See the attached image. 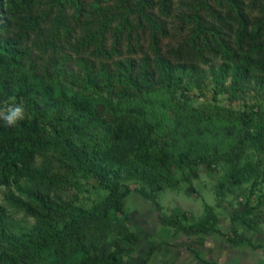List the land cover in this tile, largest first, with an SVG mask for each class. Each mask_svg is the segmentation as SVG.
Wrapping results in <instances>:
<instances>
[{"label":"trees","instance_id":"trees-1","mask_svg":"<svg viewBox=\"0 0 264 264\" xmlns=\"http://www.w3.org/2000/svg\"><path fill=\"white\" fill-rule=\"evenodd\" d=\"M80 1H71L78 9L68 16L63 0H0V107L14 97L25 110V118L15 126L0 120V184L7 188L12 207L36 219L33 227L25 224L0 202V264H121L140 243L136 231H124L118 242L109 241L111 226L106 218L112 212L125 214L126 197L132 192L124 179L135 178L158 190L172 189L178 184L175 163L180 168H195L225 161L231 171L216 187L220 203L256 173L247 149H255L257 167L264 159V0H213L225 13L211 0L192 5L187 19L196 26L188 43L192 56L197 55L208 69L196 60L173 61L160 52L157 44L165 27L153 9L159 4L168 15L172 0L124 3L123 11L116 10L121 24L114 28L110 50L106 31L114 17L87 20L85 37L74 46L77 52L92 46L93 54L109 60L120 53L125 33L129 40L136 29L148 28L154 58L145 56L140 64L120 59L110 65L104 60L96 64L84 54L73 57L62 52V37L70 39L74 25L82 19ZM43 2L45 8L40 6ZM246 4L263 15L251 19ZM202 6L209 9L212 19H207ZM101 13L102 9L95 15ZM133 13L138 14L136 24ZM32 35V42L26 43ZM34 48L47 55L44 62H39L42 56L33 55ZM211 57L217 62L211 63ZM193 86L204 95L203 90L211 88V101L226 94L236 99L248 90L257 96L255 103L238 112L237 143L225 155L193 157L182 151L173 157L169 151V138L180 137L189 125L198 131L209 120L205 111L199 115L186 111L191 105L185 90ZM157 89L170 97L159 106L166 112L172 110L174 124L168 139L162 134V116L151 121L144 105ZM37 155L44 162L37 164ZM79 176L87 182L94 179L107 192L92 210L64 199L59 192L68 183L76 185ZM261 177L260 170L254 183L261 182ZM247 210H237L233 220L261 232L257 221L247 218ZM175 223H179L177 216L172 220ZM97 225H103L99 241L91 233ZM191 228L212 229L207 220ZM41 252L47 259L38 255Z\"/></svg>","mask_w":264,"mask_h":264},{"label":"rangeland","instance_id":"rangeland-1","mask_svg":"<svg viewBox=\"0 0 264 264\" xmlns=\"http://www.w3.org/2000/svg\"><path fill=\"white\" fill-rule=\"evenodd\" d=\"M71 1L63 0V3L68 8V16L74 12L75 8L78 9V5L75 6V2ZM136 1L81 0L79 4L82 8V19L74 25L75 30L70 39L62 37L61 44L64 49L62 52L71 53L73 57L84 54L96 64L104 60L109 62L110 65L120 59L124 61L133 59L140 64L145 56L154 58L156 54L152 46L151 29L148 28L136 29L133 32V38L129 40L125 33L124 37L121 38L120 53L112 55L109 60L103 55L93 54L92 46L78 52L74 47L85 37L87 32L85 22L87 20L98 18L102 20L106 17H114L112 25L106 31V45L110 50L115 42L114 28L121 24V19L117 17L120 11L116 10L119 8L123 11L124 3ZM198 2L199 0H172V9L168 15L161 11L159 4L153 9V12L160 16L165 27V33L159 35L160 40L157 45L160 52L171 57L173 61L196 60L199 64H202V68L208 69L205 63L199 61L197 55L194 54L192 56V46L188 43L196 25L193 20L187 18L191 10H193L192 5L199 4ZM210 3L218 10L224 11L213 0ZM46 4L43 2L40 6L45 8ZM101 9L103 13L99 16L95 15ZM246 9L251 19H256L263 15L259 9L252 8L247 4ZM201 11L208 20L212 19V13L207 7L202 6ZM137 16V13L131 15L133 24L137 23ZM32 39L33 35L30 40H25V42H32ZM130 44L134 45L135 49H131ZM33 55L36 58L42 56L40 59L43 61H39L40 63L44 62L47 57L38 48H34ZM207 55L209 56L210 54ZM208 56L206 58H209ZM212 58L210 62L216 63L217 60ZM74 68L75 65H73ZM203 91L206 95L202 94V91L194 86L185 90L191 105L187 107L186 111L196 115L205 111L209 120L199 127L198 131H192L195 127L194 125H189L188 129L181 132L182 135L178 138L175 136L169 138L167 133L174 124L170 115L172 110L170 109L166 112L159 108L162 102L170 101L169 95L164 90L157 89L149 97L151 102H145L144 104L151 121L162 116V134L164 139L169 138L168 141L171 143L169 151L173 154V157L182 151H189L190 156L193 157H200L210 153L222 156L230 152L232 146L237 143L236 136H238L237 128L239 127L236 128V126L240 120L238 112L246 105L255 103L257 99L253 91L248 90L245 94H238L236 99H230L228 94H226L220 95L217 101H211L213 95L211 88ZM215 102L219 105H216ZM150 103H153L157 110H153L150 107ZM209 105L211 106V111L207 108ZM152 110L156 115H154ZM233 110L235 111L232 112ZM261 123V129L264 132V117L261 119ZM191 124H195V122ZM246 153L252 156V163L256 167V173L251 175V178H248L245 183L238 185L233 194L228 193L220 203L216 195V187L219 181H225L227 174L231 171V165L224 163L225 161L211 163L210 166L203 163L195 168H180L175 163L174 172L178 184L172 189L166 187L158 190L135 178L124 179V182L132 188V192L126 197V213L115 215L112 212L109 218H106L111 226L112 235L109 241L110 243L118 242L123 238L124 231H136L140 234L141 239L133 253L124 258L121 264H138L142 260V255L144 254L145 256L149 251L151 256L148 264H174V262L171 263L168 260V256L175 253L173 248H170V245H175V248H179L183 244L197 247L200 255H203L205 249L210 247L213 251V256L210 258L211 264H264V159L261 162V166L257 167L259 157H257L255 149L248 148ZM172 160L174 159L172 158ZM41 162H44L43 156L37 155L36 163L39 164ZM61 169L65 170L63 166H61ZM260 170L262 171V177L259 180L262 181L254 183L255 176ZM77 179L79 182L76 185L68 183L59 192L63 193L62 197L64 199L72 200L77 206L81 205L88 208V210H92L96 204L104 200L107 192L94 179L90 182H87L85 177L79 176ZM252 184H255V186L253 187ZM190 188L194 189L190 190ZM6 192L7 188L0 184V202L8 207L15 218L33 227L36 224L34 216L28 214L25 210L12 207L6 198ZM54 193L53 191L52 194ZM148 193L151 194L152 198L147 196ZM246 207L247 211H249L247 218L256 220L261 227V232L249 229L246 225L240 223L238 219L233 220V216L239 210L246 209ZM211 210L213 211L210 215ZM175 216L179 219V225L176 223L172 224ZM200 220H207V224L211 225L212 229L203 232L192 229L191 225H196ZM96 227L94 230L92 228L91 233L93 239L99 241L101 240L99 238L101 236L99 230L103 228V225H97ZM157 242H161V247L154 246ZM38 255L47 259L45 252L38 253ZM160 257L164 261L160 262ZM175 260L180 261L179 256L174 257L172 261ZM178 261L176 264H179Z\"/></svg>","mask_w":264,"mask_h":264},{"label":"crops","instance_id":"crops-1","mask_svg":"<svg viewBox=\"0 0 264 264\" xmlns=\"http://www.w3.org/2000/svg\"><path fill=\"white\" fill-rule=\"evenodd\" d=\"M154 246L158 248L161 247V242L155 243ZM175 247H176L175 245H170V248H173V251L175 252L174 254H170V256H168L169 258L168 260L171 263L174 262V264H176L178 260H175V261H172V260H174V257L179 256L180 258V261H178L179 264H211L210 258L213 256V251L210 249V247H207L205 249V252L203 253V255H200L197 247H193L189 244H183L179 248H175ZM164 251H167V250H164ZM169 253H172V252H169ZM142 256H143L142 260L141 262H138V264H148L149 257L151 256V252L149 251L145 256L144 254ZM161 261H164V260H162L161 258L160 262Z\"/></svg>","mask_w":264,"mask_h":264},{"label":"clouds","instance_id":"clouds-1","mask_svg":"<svg viewBox=\"0 0 264 264\" xmlns=\"http://www.w3.org/2000/svg\"><path fill=\"white\" fill-rule=\"evenodd\" d=\"M10 103L0 107V120L7 126H15L20 120L25 118V110L22 104L15 102L14 97H9Z\"/></svg>","mask_w":264,"mask_h":264}]
</instances>
